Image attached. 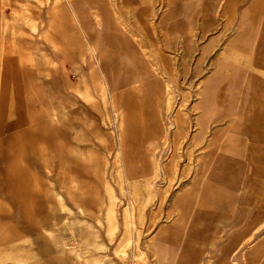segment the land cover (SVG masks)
Instances as JSON below:
<instances>
[{"label":"rangeland","instance_id":"374dc122","mask_svg":"<svg viewBox=\"0 0 264 264\" xmlns=\"http://www.w3.org/2000/svg\"><path fill=\"white\" fill-rule=\"evenodd\" d=\"M55 1L0 0V264H264V0H59L46 40Z\"/></svg>","mask_w":264,"mask_h":264},{"label":"bare ground","instance_id":"6f19581e","mask_svg":"<svg viewBox=\"0 0 264 264\" xmlns=\"http://www.w3.org/2000/svg\"><path fill=\"white\" fill-rule=\"evenodd\" d=\"M69 2L73 5V7H76L77 4L80 2V0H69ZM63 8L62 6V3H59V0H56L55 1V5H54V8L52 10V16H51V21L49 23V26L47 27L46 31L44 32V38L46 40L50 39L51 37H53V35L57 32H59V28H60V22L61 20L59 21V18H58V15L61 11V9ZM64 9V8H63ZM106 9V8H105ZM63 12V11H62ZM66 13V12H65ZM62 14V13H61ZM60 14V15H61ZM210 16L211 15V12H207L206 13V16ZM66 16V15H65ZM106 16H107V22H108V29H107V35H106V40H105V50L99 55V63L102 65V68H103V71L106 75H113L114 78L117 77V75L120 73L121 71V68L123 67V64H120L119 62H125L126 64L128 63L127 62V56L125 55H122V52L125 51V52H128V48H127V45H128V39H125L124 41L121 40L119 42H117V39L115 40L114 37L115 35L117 36V29H118V26L116 25V22L112 16V13L109 9V7L107 8L106 10ZM66 18V17H64ZM63 18V19H64ZM99 20V18H97ZM65 20V19H64ZM66 22V21H65ZM64 25V23H63ZM62 26V25H61ZM69 26L70 23H69ZM92 26V25H91ZM66 27V26H65ZM65 27H63V29H65ZM31 32H34L36 30V27L31 24ZM61 29V28H60ZM73 29V28H72ZM62 31V30H61ZM72 31V30H71ZM60 35V33H57ZM56 34V35H57ZM13 35V34H12ZM55 35V36H56ZM63 35V34H62ZM64 35H65V32H64ZM67 35V34H66ZM65 35V36H66ZM72 36V35H71ZM58 37V36H57ZM70 37V36H69ZM75 37V36H74ZM72 38V37H71ZM59 39V38H58ZM65 39V38H64ZM63 39V40H64ZM75 40V39H74ZM56 41H59V40H56ZM61 41V40H60ZM68 41H70L68 39ZM67 42V40H66ZM74 42V41H73ZM72 42V43H73ZM61 42H59L58 44H60ZM63 43V42H62ZM74 45H76L74 43ZM59 47H62L63 49V45H59ZM69 47V46H68ZM79 47V46H78ZM95 48V46H94ZM69 49V48H68ZM65 50V49H64ZM67 51V50H66ZM69 51V50H68ZM67 53V52H66ZM127 54V53H126ZM109 60H108V58ZM110 61V63H109ZM238 71V70H237ZM90 77L92 80H96V74H95V70L94 68L91 69V72H90ZM124 90V89H123ZM121 91V89L119 90ZM83 98L86 99V101L89 103V104H92L93 103V100L92 98H90V96L88 94H84V96H82ZM125 110H127V108H125ZM75 184H77L76 182H74V180L70 181V185L73 187ZM76 191V190H75ZM69 196V195H68ZM258 253L256 252V255ZM257 259V258H253V259H250L248 260L249 261V264H253L254 263V260Z\"/></svg>","mask_w":264,"mask_h":264},{"label":"crops","instance_id":"0c3cea01","mask_svg":"<svg viewBox=\"0 0 264 264\" xmlns=\"http://www.w3.org/2000/svg\"><path fill=\"white\" fill-rule=\"evenodd\" d=\"M8 19H6V22H5L4 21V15H2V14L0 15V26H2L1 32L3 34V38L6 37L5 35L8 34L9 26H14L13 30L11 32H12V34L16 33L15 21H12L9 25V22L7 21ZM45 29H46V27H45ZM45 29H44V31H45ZM25 33H29V35L31 33V37H32V33H34V32H30V29L28 28V30ZM79 34L83 40L84 36L81 33H79ZM14 39H15V37H14ZM25 39H26L27 45L33 46L32 44H28L27 37ZM84 43L86 45H88V43L86 41ZM21 53L23 55L24 52L22 51ZM21 53H20V56H21ZM44 164H45L44 160L38 159V160H36V162L34 164L31 163L26 168V172H27L26 203H27V208H28V215H27V226H26V234L25 235H28L27 233L31 229V226H41V225L45 224V218L41 216L43 208L46 205V201H47V194H45V188L47 187V180H46L47 175H46V170H44V168H45ZM38 171H40V172H38ZM38 173H39V175H38ZM36 198H38L40 200V204H41V208L39 209L38 212H36ZM10 245H11V240L9 238V232L5 229L0 230V258H4V257H6V258L11 257L12 258L14 256L15 250L12 251V250H8V249H4L5 247H8ZM9 253H10V255H9Z\"/></svg>","mask_w":264,"mask_h":264}]
</instances>
